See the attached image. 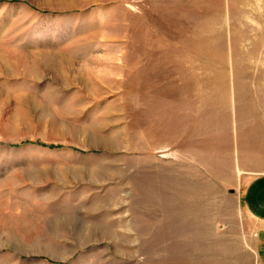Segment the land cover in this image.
Here are the masks:
<instances>
[{
  "label": "rangeland",
  "instance_id": "rangeland-1",
  "mask_svg": "<svg viewBox=\"0 0 264 264\" xmlns=\"http://www.w3.org/2000/svg\"><path fill=\"white\" fill-rule=\"evenodd\" d=\"M259 175L264 0H0V264H264Z\"/></svg>",
  "mask_w": 264,
  "mask_h": 264
},
{
  "label": "crops",
  "instance_id": "crops-1",
  "mask_svg": "<svg viewBox=\"0 0 264 264\" xmlns=\"http://www.w3.org/2000/svg\"><path fill=\"white\" fill-rule=\"evenodd\" d=\"M243 210L254 223L264 224V175L252 178L241 193Z\"/></svg>",
  "mask_w": 264,
  "mask_h": 264
},
{
  "label": "bare ground",
  "instance_id": "bare-ground-1",
  "mask_svg": "<svg viewBox=\"0 0 264 264\" xmlns=\"http://www.w3.org/2000/svg\"><path fill=\"white\" fill-rule=\"evenodd\" d=\"M58 59H59V58H58ZM52 60H54V62L57 63V64H55V63L53 64V65H55V66H57V65L60 64V63H62V62H59V61L56 62L55 59H53V58H52ZM59 60H60V59H59ZM47 61H48V60H47ZM48 63H49V62H48Z\"/></svg>",
  "mask_w": 264,
  "mask_h": 264
}]
</instances>
